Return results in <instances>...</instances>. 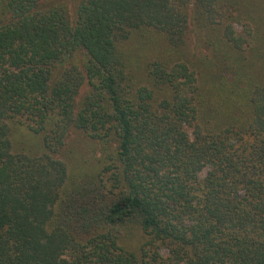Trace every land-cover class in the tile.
Segmentation results:
<instances>
[{"label":"trees","instance_id":"1","mask_svg":"<svg viewBox=\"0 0 264 264\" xmlns=\"http://www.w3.org/2000/svg\"><path fill=\"white\" fill-rule=\"evenodd\" d=\"M41 1L0 0V264H264V0Z\"/></svg>","mask_w":264,"mask_h":264},{"label":"rangeland","instance_id":"2","mask_svg":"<svg viewBox=\"0 0 264 264\" xmlns=\"http://www.w3.org/2000/svg\"><path fill=\"white\" fill-rule=\"evenodd\" d=\"M58 3H65L68 12L71 17H74L75 11V1L74 0H42V5H50V4H58ZM86 87H84L81 91V95L84 94ZM67 149H71V153L75 154L73 157H83L84 159H91L95 154L97 155L98 146L97 143L90 138L84 136L82 133L73 132L70 134L69 138L67 139V144L65 147V151ZM70 153V154H71Z\"/></svg>","mask_w":264,"mask_h":264}]
</instances>
